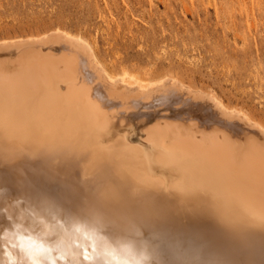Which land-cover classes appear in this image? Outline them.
<instances>
[{
    "label": "bare ground",
    "instance_id": "6f19581e",
    "mask_svg": "<svg viewBox=\"0 0 264 264\" xmlns=\"http://www.w3.org/2000/svg\"><path fill=\"white\" fill-rule=\"evenodd\" d=\"M104 65L59 28L0 43V264H264V123Z\"/></svg>",
    "mask_w": 264,
    "mask_h": 264
},
{
    "label": "rangeland",
    "instance_id": "374dc122",
    "mask_svg": "<svg viewBox=\"0 0 264 264\" xmlns=\"http://www.w3.org/2000/svg\"><path fill=\"white\" fill-rule=\"evenodd\" d=\"M57 28L110 73H177L264 123V0H0V43Z\"/></svg>",
    "mask_w": 264,
    "mask_h": 264
}]
</instances>
